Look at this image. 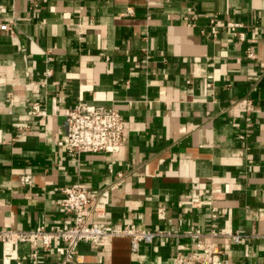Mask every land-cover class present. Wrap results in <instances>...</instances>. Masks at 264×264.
I'll use <instances>...</instances> for the list:
<instances>
[{
  "label": "crops",
  "instance_id": "1",
  "mask_svg": "<svg viewBox=\"0 0 264 264\" xmlns=\"http://www.w3.org/2000/svg\"><path fill=\"white\" fill-rule=\"evenodd\" d=\"M5 19L15 33L0 29V227L70 223L63 189L79 182L110 190L103 223L178 234L136 252L129 237L81 243L67 264H173L179 249L206 246L231 264H264V0H0ZM245 99L254 126L240 140ZM77 104L120 111V151H65L59 141ZM193 195L209 204L189 205ZM212 228L241 242L211 237ZM196 229L201 237L185 233ZM30 254L22 242L4 263L0 243V264H29ZM64 254L54 242L41 264Z\"/></svg>",
  "mask_w": 264,
  "mask_h": 264
},
{
  "label": "built area",
  "instance_id": "2",
  "mask_svg": "<svg viewBox=\"0 0 264 264\" xmlns=\"http://www.w3.org/2000/svg\"><path fill=\"white\" fill-rule=\"evenodd\" d=\"M228 27L236 30L241 26L239 22H229ZM0 29L15 33L12 21L5 19L0 23ZM212 31L218 33L217 23L212 20ZM240 39H244L243 33ZM51 70L46 74L50 75ZM244 128L239 139L244 140L254 126L253 111L255 103L252 99H245ZM32 114L42 116L44 114L41 101L32 103ZM68 127L59 144L65 151L73 156L85 152H110L120 151L124 142L125 121L118 109L101 105L77 104L67 112ZM113 170L112 165L109 166ZM23 184L31 185L32 177L26 175ZM64 196L61 205L70 214V223L56 224L51 228L39 225L28 230H18L9 227H0V243L3 246V262L11 263L18 259V248L22 242L29 243L31 247L30 263L41 264V249L49 250L54 242L61 241L65 244V254L61 264L73 262L79 251L81 243L99 245L104 239L115 237H129L133 251H138L141 243H153L157 237L176 236L178 233L172 230H146L140 229L135 223L105 224L102 220L106 217V210L110 204V190L93 194L81 183L75 182L63 189ZM193 207H201L209 204L208 200L199 195H193L189 201ZM217 212L216 207H212ZM160 216L164 218L161 212ZM260 219L264 220V207L258 211ZM191 237H201V229L185 232ZM211 237L225 236L234 243H240L242 235L239 232L220 231L212 228ZM173 264H231L225 251L215 250L206 246L201 252L186 254L179 249L174 257Z\"/></svg>",
  "mask_w": 264,
  "mask_h": 264
}]
</instances>
